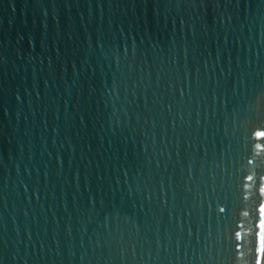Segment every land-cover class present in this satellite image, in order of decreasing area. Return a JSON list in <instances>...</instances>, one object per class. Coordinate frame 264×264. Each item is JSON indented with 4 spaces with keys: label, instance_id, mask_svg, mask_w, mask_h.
I'll list each match as a JSON object with an SVG mask.
<instances>
[{
    "label": "water",
    "instance_id": "1",
    "mask_svg": "<svg viewBox=\"0 0 264 264\" xmlns=\"http://www.w3.org/2000/svg\"><path fill=\"white\" fill-rule=\"evenodd\" d=\"M264 0H0V264H264Z\"/></svg>",
    "mask_w": 264,
    "mask_h": 264
},
{
    "label": "snow or ice",
    "instance_id": "2",
    "mask_svg": "<svg viewBox=\"0 0 264 264\" xmlns=\"http://www.w3.org/2000/svg\"><path fill=\"white\" fill-rule=\"evenodd\" d=\"M260 135H264V133H260ZM260 228L264 230V221L261 222ZM260 251L264 252V231L260 233ZM257 264H260V261H257Z\"/></svg>",
    "mask_w": 264,
    "mask_h": 264
}]
</instances>
